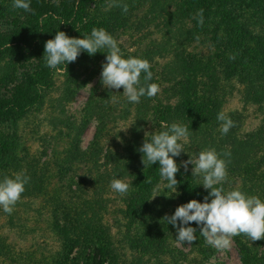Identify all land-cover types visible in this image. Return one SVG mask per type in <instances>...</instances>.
Listing matches in <instances>:
<instances>
[{
    "label": "rangeland",
    "instance_id": "rangeland-1",
    "mask_svg": "<svg viewBox=\"0 0 264 264\" xmlns=\"http://www.w3.org/2000/svg\"><path fill=\"white\" fill-rule=\"evenodd\" d=\"M117 2L127 4L128 12L112 6L114 0H87L79 38L104 28L124 58L150 63L149 83L160 90L155 97L129 102L123 87L109 90L101 84L107 53L82 52L69 73L55 71L39 104L22 118L0 120V180L18 173L30 178L11 214L0 207V264H63L66 241L57 224L69 225L82 201L99 218L106 245L114 252L115 259L107 258L111 264H244L245 244L253 254L251 264H264V238L251 241L240 234L230 249L217 250L198 230L195 242L178 244L175 226L163 218L189 202L187 182L195 186L200 202L208 195L202 176H192L194 165L187 171L183 167L190 155L196 158L207 149L227 161L226 191L239 189L264 201V103L252 97L257 86L238 76L247 68L264 67L259 49L251 44L248 63L237 71L231 68L229 27L219 0ZM12 5L13 0H0L2 39L25 31L14 25V18L23 15ZM200 9L202 26L195 18ZM230 11L238 14L246 34L264 37V0H232ZM27 69L34 67L25 66L8 48L0 51L1 99L21 94L18 87ZM221 111L235 122L223 135L217 120ZM172 123L186 125L188 136L185 151L175 157L181 165L178 188L168 189L159 162L145 168L137 149L146 132L151 137ZM113 179L132 182L129 192L122 196L112 190ZM62 208L68 209V219L59 216ZM189 226L197 228L196 222ZM200 247L208 250V258ZM82 253L78 246L69 264L77 257L81 261Z\"/></svg>",
    "mask_w": 264,
    "mask_h": 264
},
{
    "label": "clouds",
    "instance_id": "clouds-1",
    "mask_svg": "<svg viewBox=\"0 0 264 264\" xmlns=\"http://www.w3.org/2000/svg\"><path fill=\"white\" fill-rule=\"evenodd\" d=\"M112 6L121 7L124 13L129 10L127 4H120L117 0H114ZM12 7L26 12L32 11L30 0H13ZM195 18L202 26L203 9L198 11ZM82 52L92 56L97 52L107 53L102 64L101 84L109 90H119L123 87V94L129 102L139 103L141 97L152 98L159 92L156 83H149L153 77L150 63L137 57L124 58L118 41L104 28H93L91 34L83 38L70 37L66 32L58 31L53 39L46 41L43 58L46 66L56 69L62 63L66 62L68 65L76 61ZM142 73H145L143 84ZM217 120L222 122L220 128L222 135L227 134L235 126V122L223 111L218 113ZM148 133H145V139L137 149L143 154L142 163L146 168L159 162V174L162 180H167V188H178L176 174L181 165L176 162L175 157L185 151L183 141L188 136L187 126L172 123L167 130L151 137ZM189 164L194 165L192 176H202L201 184L210 191L203 202L192 199L178 206L174 214L163 217L167 224L175 226L178 244L190 245L197 240L198 229L189 226L190 222H196L200 226L199 234L205 238L207 244L217 250L230 249L232 238L240 234L246 235L251 241L264 238V201L239 189L227 191L224 189L223 183L228 175L227 161L221 158L215 149L202 150L196 158L190 155L188 160L183 161L186 171ZM29 179L26 175L18 173L11 177L4 176L0 180V207L4 212L12 213ZM131 183L113 179L110 187L123 196L129 192ZM209 197L212 198L210 202Z\"/></svg>",
    "mask_w": 264,
    "mask_h": 264
},
{
    "label": "trees",
    "instance_id": "trees-1",
    "mask_svg": "<svg viewBox=\"0 0 264 264\" xmlns=\"http://www.w3.org/2000/svg\"><path fill=\"white\" fill-rule=\"evenodd\" d=\"M87 0H30L32 11L26 12L22 9V19L15 20L14 25L25 29L19 32L16 30L11 38H0V51L7 48L17 55V58L23 62L25 66L34 67L32 72L27 69L23 73L19 88L20 95L7 96L0 98V120H16L22 118L27 111L39 104L43 100L42 89L49 87L54 80V73L56 70L63 68L68 73L73 69V62L62 63L56 69L46 66L43 58L45 52V44L49 39H53L58 31H64L70 37H78L85 25H82L83 19L87 13ZM220 14L222 19L228 25L229 31V51L231 53V68L235 71L239 70L241 66L248 63L246 53L251 50L248 47L253 44L259 49V62L264 61V37L249 36L242 30V25L238 14L230 11V4L232 0H219ZM13 25V24H12ZM18 29V28H17ZM251 71V72H250ZM239 79L256 85L262 90L254 89L252 97L256 102L264 103V67L260 69H246V74L238 75ZM19 95V96H18ZM99 137V136H97ZM186 197L187 201L198 199L195 186L192 182L186 183ZM80 211L69 225L58 223L59 232L62 236L65 235L66 244L64 246V256L61 258V263L69 264L71 255L79 246L83 250V258L74 264H105L107 258L115 259L114 252L106 245L105 234L102 232L99 218L96 217L95 210L88 212L87 202H78ZM76 208V206L74 207ZM59 216L66 217L69 215L66 210L62 208ZM63 220V219H62ZM199 230L200 226L197 225ZM200 251L208 258L209 252L203 247ZM243 263L251 264L253 254L250 248L245 244L242 248ZM108 264H111L108 261Z\"/></svg>",
    "mask_w": 264,
    "mask_h": 264
}]
</instances>
